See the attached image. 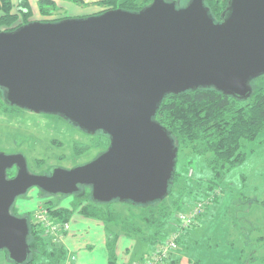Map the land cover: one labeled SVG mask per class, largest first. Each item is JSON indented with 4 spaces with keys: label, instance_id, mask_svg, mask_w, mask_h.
<instances>
[{
    "label": "water",
    "instance_id": "95a60500",
    "mask_svg": "<svg viewBox=\"0 0 264 264\" xmlns=\"http://www.w3.org/2000/svg\"><path fill=\"white\" fill-rule=\"evenodd\" d=\"M204 1L178 9L154 0L139 13L110 10L0 32V88L9 106L60 116L110 140L92 162L49 176L30 172L23 155L0 153V252L11 263L31 256L30 220L13 213L18 198L33 188L53 197L88 188L97 205L160 202L178 156L155 121L164 99L198 89L250 97L251 81L264 75V0H229L217 23Z\"/></svg>",
    "mask_w": 264,
    "mask_h": 264
},
{
    "label": "trees",
    "instance_id": "16d2710c",
    "mask_svg": "<svg viewBox=\"0 0 264 264\" xmlns=\"http://www.w3.org/2000/svg\"><path fill=\"white\" fill-rule=\"evenodd\" d=\"M69 1L79 6H95L100 11L103 10L97 14L100 15L118 9L139 13L154 0H88L87 4L86 0ZM171 1L176 2L178 9H183L191 0H169ZM228 1H204L210 17L216 23L221 21ZM38 10L42 16L51 17L59 12L60 8L52 0H40ZM32 15L28 0H18L17 4H14L13 0H0V32L17 31L31 22ZM69 18L65 17V19ZM80 18H88V16ZM62 20L64 19L54 22ZM250 86L252 92L247 100L228 97L214 89H198L177 96L170 95L164 99L159 106L155 121L170 134L178 149V156L166 198L146 206L125 203L132 209L141 210L139 221L143 226L135 221L137 218L130 219L127 213L117 212L108 206L94 203L66 208L58 207L56 203L52 204L50 201L44 204L48 212L50 211V216L54 221L70 222L73 214L78 213L87 219L102 222L107 228L108 236L114 228L116 232L112 233V239L108 242V264H117L115 244L120 235L147 241L154 248L164 245L174 229L179 212L189 209V198H195L194 201L208 198L211 190L219 188L224 174L242 165L246 156L244 153L246 143H253L264 135V75L252 80ZM0 103L6 110L18 109L5 102V90L1 88ZM180 155L204 159L213 171L212 178L209 181L198 179V184L193 186L189 175L183 178L177 171ZM9 173L12 174L11 171ZM171 196L173 198L169 199ZM208 208L209 206L206 207ZM26 218L30 220L29 240L31 239L29 244L31 256L28 264H65L67 259L65 249L41 234L33 218L31 219V214ZM5 253L8 258L7 252ZM177 262L174 260L170 264H178Z\"/></svg>",
    "mask_w": 264,
    "mask_h": 264
},
{
    "label": "rangeland",
    "instance_id": "374dc122",
    "mask_svg": "<svg viewBox=\"0 0 264 264\" xmlns=\"http://www.w3.org/2000/svg\"><path fill=\"white\" fill-rule=\"evenodd\" d=\"M102 11L84 16L83 14H87V11L69 10L65 13L59 11L51 17L38 13L33 14L30 21L54 22L65 17L94 16ZM108 141L107 136L101 133L91 136L60 116L36 114L21 109L6 110L0 103V153L23 155L29 171L34 175H44L48 170L57 167L70 170L92 162L107 151ZM244 153L246 156L242 165L224 174L219 188L210 191L209 196L213 197L212 192H216L219 196L213 197L214 202L209 207L213 204L220 207L216 211L213 208L207 215H201L200 221L204 219V223L199 225L195 234L198 243L195 248L190 246L189 252H185L180 264H264V135L253 143H246ZM191 170L192 175L189 179H192L193 186L198 184V179L209 181L213 176V171L204 159L180 155L177 171L181 177L188 176ZM81 191L79 195L51 198L40 190L32 189L17 199L13 213L18 218L31 214L32 219L39 210L37 207L50 202V198L52 204L56 203L58 207L83 206L92 203L89 199L90 191L86 189ZM172 198L171 196L169 199ZM189 200L190 206L196 202L191 197ZM103 206L127 213L130 219L137 218L135 221L140 222L141 210L132 209L125 203L111 202ZM79 220V215L75 213L71 224L74 225ZM140 223L143 226V223ZM230 235L233 238L231 242L227 240ZM122 242L124 240L115 244L118 258L124 259L126 264L139 261L146 246L140 245L137 241H126V245L128 243L132 248H136L131 250L129 255L124 256L120 254ZM129 246L128 248L132 249ZM240 248H243L242 252ZM89 249L94 251L97 259L102 254L99 249L105 250L96 243H88L86 250L77 251L79 261L84 258L83 251L85 250L88 254ZM176 256L177 254L172 260L174 257L176 259ZM0 264H12L5 252H0Z\"/></svg>",
    "mask_w": 264,
    "mask_h": 264
},
{
    "label": "crops",
    "instance_id": "0c3cea01",
    "mask_svg": "<svg viewBox=\"0 0 264 264\" xmlns=\"http://www.w3.org/2000/svg\"><path fill=\"white\" fill-rule=\"evenodd\" d=\"M40 0H28L31 10H32V14H38L39 10H38V2ZM56 3V5L58 6V8H60V12H67V11H80V12H86L87 14H83L84 15H88L91 13H97L98 11H100L99 8L95 7V6H89L87 5V7L85 6H76L70 2H67L65 0H52ZM14 4L18 3V0H13ZM89 1L86 0L85 3L87 4ZM82 17V16H81ZM191 172V171H190ZM190 175V173H189ZM195 200V198H194ZM198 200V199H197ZM44 208L47 210V208L45 207L44 204H41L37 207L38 208ZM64 207V206H63ZM220 207V205H216L213 204L212 206H210L207 210V212H204L203 215H207L208 212H212L213 208L216 210H218ZM66 208H70V206H66ZM75 214V213H74ZM73 214V216H74ZM77 215H79V221L72 225L71 221V231L70 233L64 238V240L61 243H58L60 246H62L66 253H67V259H66V264H108V242L107 240H111L113 234L116 232V230L113 228L111 229L112 233L109 234L110 236L107 235V228L106 226L99 221H96L94 219H87L83 216H81L80 214L77 213ZM72 216V217H73ZM207 219V217H206ZM72 220V219H71ZM87 220H91L94 222H88ZM204 223V219H202V221L199 220L197 221L196 225L187 232L186 236L182 239L181 241V250L177 253L176 259L174 257V259L176 261H178L177 263L180 264L183 255H185V252H189L190 250V246L192 247H196L197 239L195 238V234L197 232V228H199V225ZM205 236V235H204ZM111 237V238H110ZM206 238V237H203ZM121 240H124V242H122V249L120 250V254L122 255H129L131 250H135L136 247L132 248V246H129L128 243L126 245V241H137V243H139L140 245H144L146 246V249H144L145 251L142 253L141 258L139 259V261H137L136 263H139L141 261H143V257L145 255H149L153 252V250L155 249L154 247H151V244L148 243L147 241H143V240H139L137 238H128L125 236H121L117 239L116 244L118 242H120ZM229 242H231V240H233L232 236L230 235ZM88 243H96L98 244L100 247H104L105 250L99 249L101 256L100 258H95V254L94 251H92L91 249H89L88 251H90V253H86L85 250L87 248ZM128 246L132 249H129ZM79 249H85L84 252V258L79 261L78 256H77V251ZM240 251H243V248H240ZM116 252V250H115ZM74 259V260H72ZM116 261L117 264H126L124 259H119L118 258V254L116 252ZM174 259L171 261L173 262ZM102 260V263H101ZM120 260V261H119ZM98 261V262H97ZM171 262H169L168 264H170ZM135 263V262H134ZM197 264V263H195Z\"/></svg>",
    "mask_w": 264,
    "mask_h": 264
},
{
    "label": "built area",
    "instance_id": "2783aa9c",
    "mask_svg": "<svg viewBox=\"0 0 264 264\" xmlns=\"http://www.w3.org/2000/svg\"><path fill=\"white\" fill-rule=\"evenodd\" d=\"M191 175L192 170L189 176L191 177ZM212 195L214 198L219 196L216 192ZM213 197L208 196V198L198 200L189 209L179 212L174 229L166 243L156 247L151 254L145 255L143 261L134 264H168L171 262L173 256L181 250L180 242L187 232L196 225L201 215L204 214L206 207L211 205ZM38 209L35 216H33V222L38 230L46 239L61 243L71 231L70 222L54 221L48 210L42 207Z\"/></svg>",
    "mask_w": 264,
    "mask_h": 264
},
{
    "label": "flooded vegetation",
    "instance_id": "af4514ba",
    "mask_svg": "<svg viewBox=\"0 0 264 264\" xmlns=\"http://www.w3.org/2000/svg\"><path fill=\"white\" fill-rule=\"evenodd\" d=\"M91 136H94V135H91ZM108 143H109V145H108V147H107V149L109 148V146H110V140L108 141ZM16 154V153H15ZM86 164H88V163H86ZM85 165V164H84ZM81 166H83V165H81ZM58 168V167H57ZM54 169V168H53ZM53 169H50V170H48L45 174L47 175V176H49L50 175V173H51V171L53 170ZM73 169V168H72ZM12 172V174H10L9 172ZM10 171H8V173H7V177H8V179L10 180V179H14L16 176H17V174H18V169L16 168V167H14L13 169H11ZM33 189H37V188H33ZM32 190V189H31ZM37 190H39V189H37ZM86 190H89L90 191V189H86ZM48 197H51V198H53V196H48ZM56 197V196H55ZM58 197V196H57ZM51 198H50V201H52L51 200Z\"/></svg>",
    "mask_w": 264,
    "mask_h": 264
},
{
    "label": "bare ground",
    "instance_id": "6f19581e",
    "mask_svg": "<svg viewBox=\"0 0 264 264\" xmlns=\"http://www.w3.org/2000/svg\"><path fill=\"white\" fill-rule=\"evenodd\" d=\"M50 212V211H49Z\"/></svg>",
    "mask_w": 264,
    "mask_h": 264
}]
</instances>
